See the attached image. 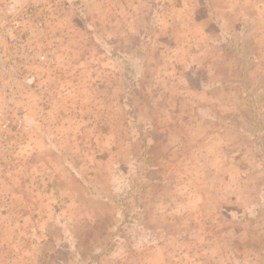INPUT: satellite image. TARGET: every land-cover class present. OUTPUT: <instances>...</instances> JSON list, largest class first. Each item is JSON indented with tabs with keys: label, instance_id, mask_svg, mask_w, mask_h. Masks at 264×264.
<instances>
[{
	"label": "rangeland",
	"instance_id": "1",
	"mask_svg": "<svg viewBox=\"0 0 264 264\" xmlns=\"http://www.w3.org/2000/svg\"><path fill=\"white\" fill-rule=\"evenodd\" d=\"M0 21V264H264V0Z\"/></svg>",
	"mask_w": 264,
	"mask_h": 264
},
{
	"label": "built area",
	"instance_id": "2",
	"mask_svg": "<svg viewBox=\"0 0 264 264\" xmlns=\"http://www.w3.org/2000/svg\"><path fill=\"white\" fill-rule=\"evenodd\" d=\"M9 2H15V0H9ZM8 22L6 21H0V37L5 34H9L8 30Z\"/></svg>",
	"mask_w": 264,
	"mask_h": 264
}]
</instances>
